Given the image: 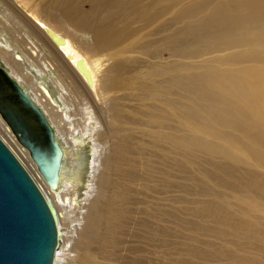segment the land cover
Instances as JSON below:
<instances>
[{
  "label": "bare ground",
  "instance_id": "obj_1",
  "mask_svg": "<svg viewBox=\"0 0 264 264\" xmlns=\"http://www.w3.org/2000/svg\"><path fill=\"white\" fill-rule=\"evenodd\" d=\"M0 60L64 150L51 187L0 112L54 264H264V0H0Z\"/></svg>",
  "mask_w": 264,
  "mask_h": 264
},
{
  "label": "water",
  "instance_id": "obj_2",
  "mask_svg": "<svg viewBox=\"0 0 264 264\" xmlns=\"http://www.w3.org/2000/svg\"><path fill=\"white\" fill-rule=\"evenodd\" d=\"M0 112L51 187L64 150L41 108L0 60ZM63 229L51 198L0 135V264H54Z\"/></svg>",
  "mask_w": 264,
  "mask_h": 264
},
{
  "label": "rangeland",
  "instance_id": "obj_3",
  "mask_svg": "<svg viewBox=\"0 0 264 264\" xmlns=\"http://www.w3.org/2000/svg\"><path fill=\"white\" fill-rule=\"evenodd\" d=\"M91 149H92V143L90 142L89 144H87V146L85 147V149L82 151V160H83V164L80 167V174H81V179L83 180V182H81V187H80V191H79V199L80 201H82L83 199V194L85 193V191L87 190L86 186L87 184L89 185L90 180L88 179V173L90 170V161H91ZM89 168V169H88ZM62 225L63 227V231L66 232V230H68L70 225ZM67 228V229H65ZM62 242V239H61ZM62 244V243H61Z\"/></svg>",
  "mask_w": 264,
  "mask_h": 264
}]
</instances>
